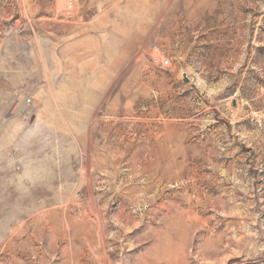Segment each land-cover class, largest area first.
Returning <instances> with one entry per match:
<instances>
[{
	"label": "rangeland",
	"instance_id": "1",
	"mask_svg": "<svg viewBox=\"0 0 264 264\" xmlns=\"http://www.w3.org/2000/svg\"><path fill=\"white\" fill-rule=\"evenodd\" d=\"M0 264H264V0H0Z\"/></svg>",
	"mask_w": 264,
	"mask_h": 264
},
{
	"label": "built area",
	"instance_id": "2",
	"mask_svg": "<svg viewBox=\"0 0 264 264\" xmlns=\"http://www.w3.org/2000/svg\"><path fill=\"white\" fill-rule=\"evenodd\" d=\"M169 61L168 60H166V63H168ZM29 101V100H28Z\"/></svg>",
	"mask_w": 264,
	"mask_h": 264
}]
</instances>
